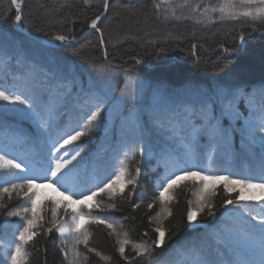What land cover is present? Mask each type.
Here are the masks:
<instances>
[{"label":"trees","instance_id":"obj_1","mask_svg":"<svg viewBox=\"0 0 264 264\" xmlns=\"http://www.w3.org/2000/svg\"><path fill=\"white\" fill-rule=\"evenodd\" d=\"M218 2L188 0L185 6L184 0H109V18L100 25L103 44L99 34L93 33L74 46L49 48L17 32L10 0H0V88L33 96L40 110L38 117L24 105L0 101V139L21 134L24 143L34 147L27 156H33L36 150L46 155L49 146L45 141L52 126L76 128L100 103L97 121L88 135L76 142L83 151L73 164L78 169L79 164H86L87 168L83 187L106 182L120 160L125 161L132 176L136 167L141 169L135 190L127 185L124 197L115 200L116 209L91 211L111 217L118 231L126 232L130 241L149 247L152 254L136 256L128 245L129 259L125 260L110 230L102 224H89V246L110 260L103 261L80 245V251L88 257L82 264H193L198 256L215 264H228L234 250L250 248L249 240L236 233L234 219L221 206L228 195L223 184L211 198L214 215L202 213L193 224L187 221L188 201L195 203L199 192V185L187 180L175 190L168 205L172 215L163 221L166 245H152L157 236L156 214L161 212L159 201H153L164 176L177 170V161L178 167L210 169L236 178L257 176L264 155L259 108L264 89V37L254 35L264 32V24L243 19L221 21L218 12H204L205 6ZM197 4L200 7L193 12ZM39 5L52 19L37 14ZM127 10L131 13H125ZM102 11V0H89L87 4L84 0H25L20 23L33 36L64 34L68 39H78ZM115 11L119 22L121 17L129 22L125 32L117 30L118 21L111 20ZM141 21V27H137L136 22ZM144 35L155 39L153 44H146ZM243 36L247 37L240 50ZM127 37L139 42H126ZM172 38L178 41L171 42ZM163 39L168 43H155ZM140 60L143 63H138ZM250 100L254 102L250 104ZM136 147L144 149L143 155L136 152L125 157ZM0 149L6 151L1 144ZM53 195L52 188L40 189L43 228L26 246L28 264H71V238L61 237L56 228L46 231L51 227L48 198ZM102 199L109 202L106 195ZM3 202L7 207L0 209V264H9L8 248L22 221L20 217H8L6 212L28 205L26 198L15 194L10 201L5 196ZM58 219L70 223L62 209ZM195 244L200 245V252L193 249ZM65 251L69 252L67 259Z\"/></svg>","mask_w":264,"mask_h":264},{"label":"snow or ice","instance_id":"obj_2","mask_svg":"<svg viewBox=\"0 0 264 264\" xmlns=\"http://www.w3.org/2000/svg\"><path fill=\"white\" fill-rule=\"evenodd\" d=\"M84 2L87 4L89 0H84ZM10 3L15 9L14 20L19 24L23 20L22 13L25 0H10ZM184 5H188V0H184ZM102 7L103 11L92 19L88 25L90 30L100 33L101 44L104 43V36L100 25L109 18L108 14L112 6L109 0H102ZM199 7L200 5L197 4L192 8V11H197ZM209 11L218 12V19L221 21L243 19L252 23L260 22L264 24V0H219L214 6L204 7L205 13ZM172 16L179 18L176 17L175 12L172 13ZM209 19L211 20V16H209ZM199 22L198 20L197 23ZM87 35L88 33L86 32L85 36ZM54 39L65 42L68 41V36L57 34ZM192 47L195 48L196 45L193 44ZM226 51H234V49H226ZM104 55L107 57V51H105ZM138 63H143V60L138 61ZM131 79L129 77V81ZM0 101L8 102L12 105H24L31 113L38 117L40 116L37 100L25 92L19 90L8 91L0 88ZM253 102L252 100L249 101L250 104ZM94 107L95 110H90L86 114L82 124H77L76 128L69 127L61 130L50 138L46 162L42 167H36L15 155H11L10 158V153L0 149V181H2L0 182V209L7 207L3 202L5 196L10 201L13 198V194L16 197L26 198V204L28 205L20 210L6 212L8 217H20L22 221L21 224L17 225L14 239L8 248L7 259L9 264H28L30 253L27 251L26 246L43 228L41 223L44 220V216L41 214L43 202L40 199V189L42 187L52 188L55 192V195L48 198L52 205L51 227L47 228L46 231L51 232L52 228H56L61 237L71 238V264H82L83 261L88 259L80 251V245H83L88 253H95L101 260H110L109 256L103 255L96 248L89 246L91 235L87 226L89 224H102L109 229V235L116 238L117 251L125 260L129 259L126 255V246L128 245H131L136 256L143 257L146 254H152L149 247L143 243L130 241L126 232L118 231V225L110 222L111 217L93 214L91 211L93 208L101 211L116 209L115 200L117 197H124V189L127 185H132L133 191L135 190L137 178L141 172L140 167L135 168V176H132L128 172L125 161L120 160V166L111 177L106 178V182L100 181L92 188H82L69 183V178L76 168L73 161H76L83 151L81 145L76 142L88 135L94 122L100 116V103H96ZM259 108L262 113L260 131L264 133V89H261L260 92ZM249 135H251V132ZM260 143L264 147V135H261ZM136 152L143 155L144 149L136 147L131 152H126L125 157ZM208 159L209 162L212 161L211 154ZM178 165L179 161H177V170L164 176L162 182L158 185L159 194L155 197L153 203L159 201L161 212L156 214L157 227L154 231L157 236L152 241V245L157 247L166 245L167 236L163 221L172 215L168 205L173 201V193L183 181L187 180L199 185L195 203L191 200L188 201L189 207L186 212V218L190 224L196 221L199 214L214 215V205L211 198L216 195L217 186L223 184V191L228 195H225L221 206L234 219V223L237 225V228L234 229L236 233L246 240L258 243L261 257L259 264H264V155L261 156L257 176L243 175L233 178L232 174L219 175L213 173L210 169L194 170L193 167H178ZM57 185L60 187H57ZM232 193L237 194L233 197L231 196ZM105 195L108 197V203H105L102 199ZM74 196L76 197L75 199H73ZM152 206V203L148 204L149 208H152ZM136 207L139 206L136 205ZM84 208L90 211L85 212ZM60 209L63 210L65 215L70 217V223L58 219ZM64 255L67 259L69 252L65 251ZM245 255V253L238 252L237 259L228 261V264H255L254 261L244 258ZM193 264H215V262L198 256L193 261Z\"/></svg>","mask_w":264,"mask_h":264},{"label":"rangeland","instance_id":"obj_3","mask_svg":"<svg viewBox=\"0 0 264 264\" xmlns=\"http://www.w3.org/2000/svg\"><path fill=\"white\" fill-rule=\"evenodd\" d=\"M39 11V12H38ZM42 8L40 7V5H39V9L37 10V14H39V15H43V17L44 18H46V19H52L51 18V16H50V18H49V16H47L49 13H48V11H46V13H42ZM125 13H127V14H129V13H131V12H129L128 10L125 12ZM130 16V15H129ZM121 18H123V20H120V22L122 21V23L123 24H120V22H119V14H116V11H115V14L112 16V21L113 22H115V21H118V25H120V28H118V26H117V30L119 29V31H124L125 32V30H127V25L129 24V22H126L127 20H126V17H121ZM128 18V17H127ZM129 19H131V18H128V20ZM126 20V21H125ZM133 21V20H132ZM145 23V22H144ZM141 24H142V21L141 22H136V26L137 27H141ZM135 25V24H134ZM145 25V24H144ZM131 27L133 26V25H130ZM133 38H128L127 37V39H125L126 40V42H132V41H135L136 40V43H138L139 42V39H136V38H134L133 40H132ZM143 39H144V42L146 43V44H148V43H150V44H153V41L155 40V39H153V38H151V39H146L145 38V35L143 36ZM176 42V41H178V39L176 40V39H174V38H172V41L171 42ZM144 43V44H145ZM155 43H162L161 45H165L166 43H168V41L166 42L164 39L163 40H158V41H155ZM153 46V45H152Z\"/></svg>","mask_w":264,"mask_h":264},{"label":"water","instance_id":"obj_4","mask_svg":"<svg viewBox=\"0 0 264 264\" xmlns=\"http://www.w3.org/2000/svg\"><path fill=\"white\" fill-rule=\"evenodd\" d=\"M95 30H89L87 33H88V35H90L92 32H94ZM87 35V36H88ZM87 36H85V34L81 37V39H84L85 37H87ZM33 39H35V40H37L38 41V39L37 38H33ZM43 44L44 45H47V46H49V45H51L50 43H47V42H43Z\"/></svg>","mask_w":264,"mask_h":264}]
</instances>
